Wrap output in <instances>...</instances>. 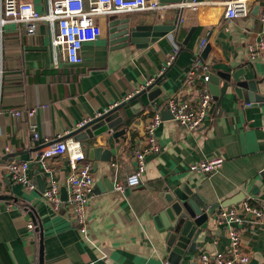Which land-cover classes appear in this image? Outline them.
Returning <instances> with one entry per match:
<instances>
[{
    "label": "crops",
    "instance_id": "obj_1",
    "mask_svg": "<svg viewBox=\"0 0 264 264\" xmlns=\"http://www.w3.org/2000/svg\"><path fill=\"white\" fill-rule=\"evenodd\" d=\"M20 1L31 2L44 12L48 0ZM228 1L166 3L170 7L163 12L119 15L135 25L152 22L157 15L161 23L172 24L176 9H181L177 30L144 48L115 49L107 37L108 16L100 17L102 35L83 45L79 64L68 63L60 47L52 52L46 23H39L33 35L26 33L23 23L6 22L0 28V264H166L163 236L154 220L166 206V190L189 184L206 206L234 201L224 207L228 208L248 198L264 202L261 102H246L228 88L218 102L212 100L203 124L194 131L179 127L167 107L172 99L197 104L202 82L198 76L187 78L197 59L209 66L210 76H232L245 69V78L255 80L264 99V50L254 60L247 51L249 43L264 41V0H246V17L225 20ZM174 46L179 47L178 54L164 69ZM206 47L209 50L203 58ZM148 82L155 85L148 89ZM154 88L160 92L155 99ZM114 102L118 104L108 114L116 127L93 135L105 122L96 115ZM31 108L36 112L29 119L26 111ZM155 110L162 112L155 132L160 151L147 157L142 182L128 188L126 179L134 168L132 148L145 143L144 126ZM88 119L92 121L78 126ZM29 123L37 126L39 140L32 139ZM121 129L124 134L112 137ZM65 137L79 142L95 180L84 235L72 225L65 202L54 212L42 198L50 180L62 184L72 170L66 156H56L47 160L44 171L36 156L44 139ZM92 146L109 150L110 160H90ZM212 157L223 158L221 170L207 175L189 171L192 164ZM25 160H30L32 191L14 184L6 172L10 162ZM116 182L124 187L122 192L110 187ZM238 231L250 257L248 264H264V221L248 219ZM198 241L200 247L185 256L182 264H194L201 253L227 254L226 226L219 225L215 216Z\"/></svg>",
    "mask_w": 264,
    "mask_h": 264
},
{
    "label": "built area",
    "instance_id": "obj_2",
    "mask_svg": "<svg viewBox=\"0 0 264 264\" xmlns=\"http://www.w3.org/2000/svg\"><path fill=\"white\" fill-rule=\"evenodd\" d=\"M169 7L167 4L161 3L160 0H48L45 11L38 12L31 2L0 0V28L6 22L23 23L26 33L33 35L36 33L39 23H46L50 31L52 52L55 54L57 47H60L68 63L79 64L82 62L80 51L83 45L96 41L102 35L100 17L135 12H163ZM224 7L225 20L246 17L249 12L246 0H231L226 2ZM262 17L264 18V14ZM204 44L205 40L199 45L198 52L202 51ZM263 50V40H257L247 45L250 60L257 58ZM178 51L179 47L174 46L172 52L167 56L164 69L172 64ZM195 76H198L202 82L199 100L195 106L189 105L187 101H175L174 99L167 101L172 120L179 127L189 131L197 130L203 124L212 106V96L207 87L210 69L205 62L199 59L195 60L187 71L188 79H194ZM150 84L153 83L148 82L146 86ZM117 104L114 102L108 110L102 112L103 114H97L96 118L108 114V111ZM261 104L264 106V99ZM35 112L36 110L31 108L26 111V116L31 119ZM13 114L19 116L20 112L14 111ZM91 121L90 119L84 120L78 126L82 127ZM161 121L160 111L155 110L144 126L145 143L142 145L134 144L132 148L134 168L126 179L128 188H134L142 182L147 157L156 155L160 151L155 132ZM29 127L32 139L34 141L39 140L40 135L37 132V126L29 123ZM56 156H66L72 174L62 184L50 180L42 198L54 212L58 211L65 202L68 206L72 225L84 235L86 233L85 212L94 191L95 180L92 165L81 150L79 142L68 137L44 139V145L36 156V162L42 166L44 171H47V160ZM223 164L224 160L221 157L205 158L192 164L189 171L195 174H213L221 170ZM29 167L30 160L12 161L6 166V172L11 181L21 186L24 191L35 189V185L29 177ZM62 187L67 190L66 201H63L60 196ZM113 187L119 192L124 190V187L117 182L114 183ZM214 216L219 225L226 226L229 239L227 254L210 256L201 253L194 264H248L250 257L243 249L238 228L242 227L248 219L264 221V202L248 198L239 205L219 209ZM27 227L32 229L33 225L28 224Z\"/></svg>",
    "mask_w": 264,
    "mask_h": 264
},
{
    "label": "water",
    "instance_id": "obj_3",
    "mask_svg": "<svg viewBox=\"0 0 264 264\" xmlns=\"http://www.w3.org/2000/svg\"><path fill=\"white\" fill-rule=\"evenodd\" d=\"M192 1L193 0H160V2L164 4H181ZM175 12L176 20L172 24L161 23L159 21V15H157L156 19L152 22L138 25L132 24L128 18H119V15H111L108 17L107 37L111 45L116 47L115 49L131 45L137 48L147 47L149 44L157 42L160 38L166 37L169 33L177 30V20L179 18L180 9H176ZM190 33L191 32L188 33L186 41L189 39ZM186 41L184 44H186ZM208 50L209 47L203 50V58L206 56ZM245 74L246 70L240 69L233 73L232 76L224 75L220 77L211 75L208 82V89L212 96V100L218 102L219 97H224L228 88H230L239 99H243L246 102H262L263 95L258 93L255 80H247ZM220 80H223V83L222 87L218 89L217 86ZM154 85L155 83L150 84L148 89ZM152 93V96L155 95L153 99L160 95L159 91L156 92V88L153 89ZM101 119H105V122L102 121L101 123L100 121L103 127L93 135L98 136L104 132H110L116 127V122H113L114 118L112 115L110 116L107 114ZM94 120L96 121L97 119ZM124 133V129L116 130L112 133V137L115 138ZM84 138H86V136H84ZM100 154L102 155L100 156ZM88 158L92 161L99 159L102 161H109L110 151L103 150L101 146H92L89 149ZM94 168L95 164L93 169ZM104 182L106 184V181ZM96 186H99V184ZM105 188L107 189L108 185H105ZM166 191L167 192L164 194L166 206L155 216L154 220L159 233L163 236L166 253L164 259L167 264H180L185 256L192 255L194 249L200 247L201 241H198V237L207 229L209 219L214 216L215 211L220 207L224 208L235 202L228 201L221 205L215 204L206 206L198 195L192 192L189 184H181L171 191ZM61 192L63 193L61 199L66 201V189H61Z\"/></svg>",
    "mask_w": 264,
    "mask_h": 264
}]
</instances>
